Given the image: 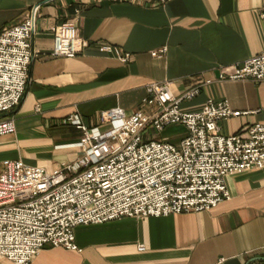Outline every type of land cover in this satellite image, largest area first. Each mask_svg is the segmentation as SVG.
Segmentation results:
<instances>
[{"label":"crops","instance_id":"crops-1","mask_svg":"<svg viewBox=\"0 0 264 264\" xmlns=\"http://www.w3.org/2000/svg\"><path fill=\"white\" fill-rule=\"evenodd\" d=\"M34 5L36 55L11 112L15 134L0 137V162L20 158L51 170L74 161L81 131L63 123L69 115L98 126L102 109H137L148 83L164 80L175 96L200 84L198 95L181 101L182 111H199L209 99L251 111L221 119L225 135L264 120V79H215L219 65L264 50V0H0V28L21 22ZM70 18L88 45L74 57H53L52 28ZM170 127L161 136L176 143L185 130ZM225 183L230 199L207 210L76 225L77 251L44 246L31 264H264V165L230 174Z\"/></svg>","mask_w":264,"mask_h":264},{"label":"built area","instance_id":"built-area-1","mask_svg":"<svg viewBox=\"0 0 264 264\" xmlns=\"http://www.w3.org/2000/svg\"><path fill=\"white\" fill-rule=\"evenodd\" d=\"M37 11L34 5L21 22L0 28V137L15 134L11 112L20 105L30 81ZM52 31L53 57H74L88 45L79 37L74 18ZM102 49L122 62L128 60L116 46ZM165 51L163 46L151 55ZM218 67L216 80L261 81L264 50ZM172 84L148 83L137 109L127 111L119 105L102 109L98 126H87L78 113L69 115L63 123L81 131L74 143L80 155L74 161L48 170L20 158L2 159L0 260L31 264L48 245L77 251L73 230L80 224L207 210L230 199L228 175L263 167L264 120L225 135L221 119L251 111L231 109L225 99H209L199 111H182L181 101L198 95L200 84L180 96L173 95ZM175 125L185 134L173 143L161 133ZM137 249L144 251L146 246L139 243Z\"/></svg>","mask_w":264,"mask_h":264},{"label":"rangeland","instance_id":"rangeland-1","mask_svg":"<svg viewBox=\"0 0 264 264\" xmlns=\"http://www.w3.org/2000/svg\"><path fill=\"white\" fill-rule=\"evenodd\" d=\"M167 131L172 132V131H173V127H168V128H167ZM0 264H12V263H10L9 261H7V260L5 259V260H0Z\"/></svg>","mask_w":264,"mask_h":264}]
</instances>
